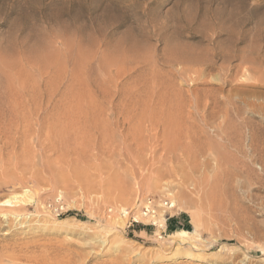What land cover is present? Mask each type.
<instances>
[{"label": "rangeland", "instance_id": "rangeland-1", "mask_svg": "<svg viewBox=\"0 0 264 264\" xmlns=\"http://www.w3.org/2000/svg\"><path fill=\"white\" fill-rule=\"evenodd\" d=\"M11 197L0 264H264V0H0Z\"/></svg>", "mask_w": 264, "mask_h": 264}, {"label": "built area", "instance_id": "built-area-1", "mask_svg": "<svg viewBox=\"0 0 264 264\" xmlns=\"http://www.w3.org/2000/svg\"><path fill=\"white\" fill-rule=\"evenodd\" d=\"M160 200L161 199H156L151 196L137 198L134 209L131 208L125 211V213H121V215L125 219V227L127 229L134 228L135 225L142 223V221H140L134 216V214H136V210H138L140 216H144L145 218H148V221L145 224L157 229V224L154 220V217L156 216V211L159 208L158 205L161 203ZM48 208L52 213L56 214L57 216L64 214L66 212L59 198H56L53 202L48 203ZM107 212L112 213L114 212V210H112L111 208V209H108ZM170 219H171V216L166 210L164 214V226L165 227L167 226V223L168 221H170Z\"/></svg>", "mask_w": 264, "mask_h": 264}, {"label": "bare ground", "instance_id": "bare-ground-1", "mask_svg": "<svg viewBox=\"0 0 264 264\" xmlns=\"http://www.w3.org/2000/svg\"><path fill=\"white\" fill-rule=\"evenodd\" d=\"M17 196H20V195H17ZM161 201V203L158 205V210L156 211V216L154 217V220H155V222H156V224H157V229H163L165 226H164V221H163V223H161V224H163V225H160V223H159V216L161 215V216H163V218H164V214H165V211L167 210L168 211V213L169 214H171L170 212L171 211H173L174 210V207H176V203H175V201H172L171 199H169V198H163V199H161L160 200ZM18 201H17V197H11V198H8L7 200H4L3 202H0V206H9V207H14V206H16V203H17ZM23 202V201H22ZM158 202V201H157ZM159 203V202H158ZM133 209L135 208V204H134V206L132 207ZM122 209V208H121ZM121 209H118V210H114V212L110 215V216H112V215H117L118 217H120L123 221H124V225H125V219H124V217L121 215V213H125V211H127V210H129V209H131V208H125V209H123V210H121ZM3 216H6V214H2ZM140 217H138V216ZM190 215V214H189ZM134 216L137 218V219H139L140 221H142V225H145V223H147V221H148V218H145L144 216H140V214H139V211L138 210H136V214H134ZM107 217H109V216H107ZM191 217H192V215H191ZM194 217V216H193ZM114 219H117V218H114ZM192 219V218H191ZM64 220H66V219H61V221H64ZM119 220V219H118ZM107 221V220H106ZM108 221H109V219H108ZM119 222H121V221H119ZM191 223H192V221H191ZM119 227V226H118ZM107 231V230H106ZM119 232V231H118ZM159 235V234H158ZM187 235H188V233H187V231L186 230H184V229H177V230H175L174 231V233H172L171 235H168V237L170 238V237H173V238H179V239H181L182 238V240H183V238L184 237H187ZM63 264V263H62ZM66 264H67V262H66Z\"/></svg>", "mask_w": 264, "mask_h": 264}]
</instances>
